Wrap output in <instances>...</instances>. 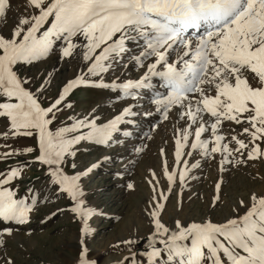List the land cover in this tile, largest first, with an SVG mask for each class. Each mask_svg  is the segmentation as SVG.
<instances>
[{
	"label": "snow or ice",
	"instance_id": "snow-or-ice-1",
	"mask_svg": "<svg viewBox=\"0 0 264 264\" xmlns=\"http://www.w3.org/2000/svg\"><path fill=\"white\" fill-rule=\"evenodd\" d=\"M93 89L115 94L119 107L75 112L71 97ZM161 126L173 163L160 147L159 174L146 169L145 231L112 245L127 253L114 264H264V190L248 189L212 216L228 195L225 177L264 161V0H0V264H16L9 241L24 248L38 214L40 225L67 214L78 225L70 264H98L89 259V220L120 217L90 204L84 181L113 157L84 165L78 154L133 141L131 158H116L113 176L122 179ZM20 138L31 144L16 146ZM202 161L219 174L205 214L165 221L174 191L183 211ZM33 166L42 189L26 184L22 193ZM252 179L264 184V174ZM125 186L135 190L131 180Z\"/></svg>",
	"mask_w": 264,
	"mask_h": 264
},
{
	"label": "rangeland",
	"instance_id": "rangeland-1",
	"mask_svg": "<svg viewBox=\"0 0 264 264\" xmlns=\"http://www.w3.org/2000/svg\"><path fill=\"white\" fill-rule=\"evenodd\" d=\"M71 71V69L62 71L58 79L69 75ZM116 75H120L119 70H117ZM129 76L134 77L135 72L129 71ZM55 92L56 88L53 86L48 96H53ZM114 97L115 94L111 92L93 89L87 91L78 90L71 99L75 112L89 108L90 105L92 107L99 105L101 112L107 115L119 107V103L115 101ZM44 103L45 105L48 103L47 98ZM68 114L72 113L69 112ZM60 119H64V117L61 116ZM144 127L147 128V125H144ZM154 136L155 138L149 142L147 151L136 158V162L128 167L127 173L122 179H117L113 176V173L122 167L116 161V158L117 155H122L126 163L131 158L127 152L131 144L134 143L133 141H128L123 147L101 148L90 146L86 152L82 149L78 154V163L84 165L93 162L101 155H111L113 157L110 164H104L84 181V189L89 203L99 206L108 217H120L119 220H116L97 216L89 220L88 227L94 230L93 233L86 234L89 259L96 260L98 264H114L122 256L127 255L126 252L120 248H114L112 245L118 240L127 238L133 228L139 229L141 233L145 231L146 224L143 217V208L150 195V189L145 180L146 169L151 167L159 174V148L162 146L166 147L168 152L169 166L173 163L171 141L169 140L168 145H163L162 143L163 139L171 137V132L166 131L161 126ZM24 144H31V140L20 138L16 141V146ZM4 167L5 164L0 163V169ZM258 172L264 174V161L250 162L248 167L234 170L225 177V191L228 195L225 196V203L216 212L212 213L214 219L228 213V204L234 196L242 195L248 189L264 190V184L252 179ZM193 175L199 177V179L192 181L191 189L185 190L183 193V211L177 213L174 209V201L176 199L174 191L168 201L167 211L164 216L165 221L169 217L175 216H179L181 219L185 216L198 219L205 214L207 202L212 194L213 182L218 178L219 174L215 164L209 161H202L201 167L195 170ZM44 180L45 177L41 169L37 166L31 167L30 170H26L25 179L21 182V192L23 193V186L26 184L42 189ZM128 180L134 182V191L126 189L125 185ZM192 192H196L197 195L189 201L188 197ZM57 203L60 206H65V201L63 200ZM49 207L54 208L55 205H50ZM46 211L47 208H41V213ZM39 218V214L37 218H34L32 223L34 235L31 240L25 242L24 248H20L15 242L9 241L8 251L10 254H14L16 264H41V262L43 264H70L69 258L76 255L78 247L76 243L78 225L70 221L67 214L58 215L51 223L46 225H40Z\"/></svg>",
	"mask_w": 264,
	"mask_h": 264
}]
</instances>
